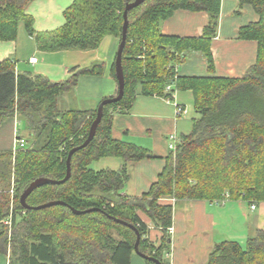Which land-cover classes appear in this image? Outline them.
Segmentation results:
<instances>
[{
    "label": "trees",
    "instance_id": "obj_1",
    "mask_svg": "<svg viewBox=\"0 0 264 264\" xmlns=\"http://www.w3.org/2000/svg\"><path fill=\"white\" fill-rule=\"evenodd\" d=\"M35 0H0V42L17 39L20 24L33 36L32 18L25 13ZM135 0H73L64 25L36 36L47 52L88 51L112 36L120 42L123 13ZM258 21L239 29L238 39L256 42V58L241 78L213 76L211 41L217 36L221 0H144L127 14L128 28L122 56V98L103 108L94 138L70 158V177L59 185H43L26 199L39 207L25 210L19 197L37 179L61 181L67 174L69 153L84 144L96 117L94 111H61L58 99L71 93L81 76L101 75L102 65L74 68L58 84L29 71L17 72L14 62L0 61V127L9 119L24 123L25 144L0 152V264H131L137 234L138 252L166 264L167 229L173 208L160 198L176 201L264 202V0H239ZM205 12L208 23L198 38L164 36L159 25L173 12ZM202 54L206 77L177 75L188 53ZM111 77L117 82L114 66ZM167 85L193 97L188 136L170 150L165 166L149 191L140 197L121 192L129 176L128 164L153 156L133 144L116 141L110 131L114 116L129 112L140 88L143 96L164 95ZM121 161L117 170L90 168L100 159ZM72 211L86 212L75 215ZM138 212L162 234L154 248L149 228ZM122 221L126 225L116 222ZM136 231V232H135ZM146 264H157L145 261ZM207 264H264V232L256 230L241 245L223 241L214 246Z\"/></svg>",
    "mask_w": 264,
    "mask_h": 264
},
{
    "label": "crops",
    "instance_id": "obj_2",
    "mask_svg": "<svg viewBox=\"0 0 264 264\" xmlns=\"http://www.w3.org/2000/svg\"><path fill=\"white\" fill-rule=\"evenodd\" d=\"M72 3L73 0H35L29 4L25 13L32 18L33 36L20 32L15 41L0 42V61L12 60L17 72L29 71L55 84L68 79L71 69L101 64V75L79 77L75 89L58 99L61 111H94L103 100L117 96L118 85L111 77V69L119 46L118 39L106 36L95 50L61 52H47L41 49L36 40V36L51 33L64 25L63 14ZM238 3L239 0H221L217 36L211 41L215 77L241 78L255 62L256 42L239 40L238 33L241 27L257 22L258 16L248 6L239 8ZM207 23L208 15L205 12L177 10L160 23L159 30L164 36L198 38ZM32 58L37 59L36 64L29 63ZM176 71L178 76L184 77L209 75L205 58L197 52L188 53ZM167 86L171 87L169 92L166 91ZM167 86L164 90L167 97L143 96L138 88L129 112L114 116L111 138L133 144L153 156L152 159L128 164L129 179L121 192L125 196L140 197L149 191L165 166L170 137L174 136L179 143L190 134L193 119L197 118L193 110L192 94L176 92L173 85ZM68 95L73 98L75 107L64 104L66 98L63 97ZM61 99L66 107H59ZM177 106L186 110L184 116H177ZM20 122L15 117L0 127V152H13L17 148L13 142L23 136L17 134ZM105 161L103 167L93 169L117 170L121 165L120 160L108 158ZM108 163L114 164L108 167ZM158 204L173 208L172 226L168 228L171 234L167 229L169 250L163 255L166 264H207L215 245L223 241L244 245L256 230L264 232V202L256 203L254 210L242 200L210 203L176 201L165 197L160 198ZM138 215L149 228L146 237L149 244L157 248L161 232L151 226L144 214L138 212ZM1 264H6V261L2 260ZM131 264L146 262L134 252Z\"/></svg>",
    "mask_w": 264,
    "mask_h": 264
},
{
    "label": "water",
    "instance_id": "obj_3",
    "mask_svg": "<svg viewBox=\"0 0 264 264\" xmlns=\"http://www.w3.org/2000/svg\"><path fill=\"white\" fill-rule=\"evenodd\" d=\"M144 2V0H135L132 3H129L126 5L125 7V11L123 13V27H122V34H121V39L119 42V46H118V50L116 53V58H115V63H114V70H115V76H116V80H117V85H118V93L117 96L114 98H110V99H106L103 100L97 110H96V117L94 119V121L92 122L90 129H89V134H88V138L86 139V141L84 142V144L78 148L73 149L68 156L67 159V174L65 176V178L61 181H53V180H49V179H37L34 182H32L30 184V186L21 194V196L19 197V204L20 206L25 209V210H29V209H33V210H41L47 207H52V206H56V205H62L59 202H52L46 205H42L39 207H35V208H31L26 204V199L27 197L37 188L43 186V185H59L64 183L65 181H67L70 177V158L71 155L77 151L78 149L83 148L84 146H86L93 138L95 135V131L96 128L98 126V124L100 123L101 119H102V115H103V108L108 105V104H112L115 102H118L123 95V90H124V78H123V70H122V56H123V50H124V46H125V41H126V33H127V28H128V17L127 14L130 10L138 7L139 5H141ZM73 214L75 215H80V214H85L88 213L89 211L86 212H77V211H72ZM117 223L122 224V225H126L125 223H123L122 221L116 220ZM136 232V231H135ZM137 234V240H136V244L134 246V252L135 254H137L140 258H142L145 261H154L157 264H161L158 260H155L153 258L147 257L145 255H142L138 252V244L140 241V236L139 234L136 232Z\"/></svg>",
    "mask_w": 264,
    "mask_h": 264
},
{
    "label": "built area",
    "instance_id": "obj_4",
    "mask_svg": "<svg viewBox=\"0 0 264 264\" xmlns=\"http://www.w3.org/2000/svg\"><path fill=\"white\" fill-rule=\"evenodd\" d=\"M36 62H37V59L36 58H32V59L29 60V63L30 64H36ZM170 89H171L170 86H167L166 87V91L167 92H169ZM176 114H177V116H184L186 114V110L184 108H182L181 106H177V108H176ZM15 140H16V143H17L16 145H18V146L15 145L17 148L18 147L21 148V147L24 146L25 141L23 139L17 137ZM176 143H178V141L176 142L174 136H171L170 137V144H169V147H168L169 148V151L175 149V144ZM226 201H228V196L227 195H225L224 199H222L220 201V203H225ZM249 207H250L251 210H254L255 207H256V203H251L249 205ZM168 232L171 234V229H168Z\"/></svg>",
    "mask_w": 264,
    "mask_h": 264
},
{
    "label": "rangeland",
    "instance_id": "obj_5",
    "mask_svg": "<svg viewBox=\"0 0 264 264\" xmlns=\"http://www.w3.org/2000/svg\"><path fill=\"white\" fill-rule=\"evenodd\" d=\"M25 33L26 31H24V29H23V25L22 24H20V26H19V33ZM63 98H66L65 99V101H64V104H68L70 107H75V102L73 101V98H71L70 97V95H68V96H66V97H63ZM63 99H61V105L59 106L60 108H62V105H64L63 103ZM65 106V105H64ZM66 107V106H65ZM25 132H26V129H25V126H24V123L23 122H20V127H18V135L20 136V135H24L25 134ZM13 144L14 145H16L17 143H16V140H14V142H13ZM16 146H18V145H16ZM113 160H118V159H115V158H112ZM119 161V160H118ZM118 161H116V162H118ZM104 162H107V161H105V159H100V161H98V163L97 162H93L91 165H90V168L91 169H93V168H95V169H99V167H103L102 165L104 164ZM114 163H108V167H112V165H113Z\"/></svg>",
    "mask_w": 264,
    "mask_h": 264
}]
</instances>
